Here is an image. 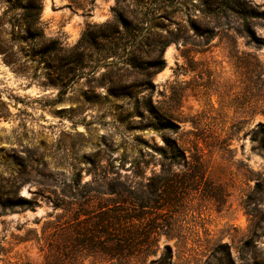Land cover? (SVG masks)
Here are the masks:
<instances>
[{"label": "rangeland", "instance_id": "1", "mask_svg": "<svg viewBox=\"0 0 264 264\" xmlns=\"http://www.w3.org/2000/svg\"><path fill=\"white\" fill-rule=\"evenodd\" d=\"M223 1L44 0L97 36L49 75L0 0V264H264V23Z\"/></svg>", "mask_w": 264, "mask_h": 264}, {"label": "trees", "instance_id": "2", "mask_svg": "<svg viewBox=\"0 0 264 264\" xmlns=\"http://www.w3.org/2000/svg\"><path fill=\"white\" fill-rule=\"evenodd\" d=\"M6 9L5 14L12 13L15 21L18 25L24 28L26 33V39L32 41L34 47V56L39 63L48 65L49 75H79L77 70L82 67L79 50L85 44H91L94 46L97 44V36L95 33L87 29L78 42L70 47L65 48L58 39L47 38L44 32V22L42 20L43 2L44 0H5ZM246 2L240 0H224L222 6L226 10H232L236 12L246 22L247 19L258 20L264 23V10L254 7L252 4L246 6ZM115 17L119 19L122 26L128 29L126 21L122 18L117 11H115ZM244 32L247 36L253 40H258L254 31L249 24H245ZM69 80L66 82L65 87L61 88L59 95H63L67 92ZM163 127L170 129L173 132H177L180 126L171 121H166ZM167 147V148H166ZM166 147H160L164 156H168L171 161L180 160L185 158L184 150L178 144L176 139H166ZM162 187L168 186L171 180H160L158 184ZM37 204V201L27 198L25 196H18L17 201L13 206L29 208ZM0 206L7 207L9 204L0 198ZM11 206V205H10Z\"/></svg>", "mask_w": 264, "mask_h": 264}, {"label": "water", "instance_id": "3", "mask_svg": "<svg viewBox=\"0 0 264 264\" xmlns=\"http://www.w3.org/2000/svg\"><path fill=\"white\" fill-rule=\"evenodd\" d=\"M46 7H47V5L45 4V6H44V9H43V10H46Z\"/></svg>", "mask_w": 264, "mask_h": 264}, {"label": "bare ground", "instance_id": "4", "mask_svg": "<svg viewBox=\"0 0 264 264\" xmlns=\"http://www.w3.org/2000/svg\"><path fill=\"white\" fill-rule=\"evenodd\" d=\"M73 34H75V33L73 32Z\"/></svg>", "mask_w": 264, "mask_h": 264}]
</instances>
